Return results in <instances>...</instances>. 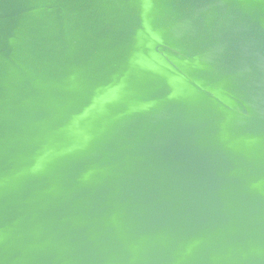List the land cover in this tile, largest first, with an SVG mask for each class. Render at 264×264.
I'll return each instance as SVG.
<instances>
[{"label":"water","instance_id":"1","mask_svg":"<svg viewBox=\"0 0 264 264\" xmlns=\"http://www.w3.org/2000/svg\"><path fill=\"white\" fill-rule=\"evenodd\" d=\"M0 264H264V0H0Z\"/></svg>","mask_w":264,"mask_h":264}]
</instances>
